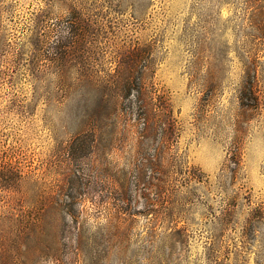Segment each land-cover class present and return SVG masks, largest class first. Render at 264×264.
I'll list each match as a JSON object with an SVG mask.
<instances>
[{
	"label": "rangeland",
	"instance_id": "rangeland-1",
	"mask_svg": "<svg viewBox=\"0 0 264 264\" xmlns=\"http://www.w3.org/2000/svg\"><path fill=\"white\" fill-rule=\"evenodd\" d=\"M130 102L204 182L142 174ZM258 208L264 0H0V264H264Z\"/></svg>",
	"mask_w": 264,
	"mask_h": 264
},
{
	"label": "trees",
	"instance_id": "trees-1",
	"mask_svg": "<svg viewBox=\"0 0 264 264\" xmlns=\"http://www.w3.org/2000/svg\"><path fill=\"white\" fill-rule=\"evenodd\" d=\"M63 42L58 43L53 47L56 55L59 57L58 63H61V67H63V61L65 60L62 44ZM65 62V61H64ZM59 71V81L63 88L71 91L72 88L67 84L66 77L64 76L65 71L60 69ZM140 106V103L130 102L128 111L126 113V117L130 120V118L136 114L139 117V124L142 123V129L139 139V150L144 152L146 156L145 164L143 165L142 174L145 176L146 171L153 170H162L164 172L170 170H176L178 177L180 176L183 180L194 181V182H204V175L196 168L187 166L186 163L181 158H173L169 155L170 150V140L169 135L167 133L166 127L162 126V120L157 119L156 114L151 111L148 106ZM118 108V107H117ZM120 108V107H119ZM145 112L144 114H140L139 112ZM136 112V113H135ZM128 125V123H127ZM131 127V126H130ZM137 129V125L134 126ZM237 159V158H236ZM237 164L236 161H234ZM177 177V178H178ZM163 182V180H162ZM166 182L164 181L162 184V189L165 188ZM256 211V219H254L255 223H264V209L258 208ZM231 215L227 213L220 219V224L223 226L228 225L230 221ZM176 227L174 229V233H170L171 238L178 244H185V233L182 228H179L180 222L178 220L175 221ZM252 224V223H251ZM208 253L206 255V264H225L224 257L222 256L221 250L216 249H208Z\"/></svg>",
	"mask_w": 264,
	"mask_h": 264
}]
</instances>
